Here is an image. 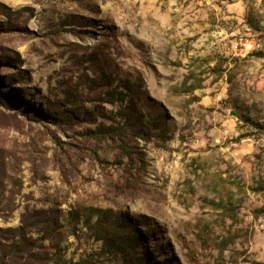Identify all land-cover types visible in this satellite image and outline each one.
<instances>
[{"label": "rangeland", "instance_id": "1", "mask_svg": "<svg viewBox=\"0 0 264 264\" xmlns=\"http://www.w3.org/2000/svg\"><path fill=\"white\" fill-rule=\"evenodd\" d=\"M0 264H264V0H0Z\"/></svg>", "mask_w": 264, "mask_h": 264}, {"label": "built area", "instance_id": "2", "mask_svg": "<svg viewBox=\"0 0 264 264\" xmlns=\"http://www.w3.org/2000/svg\"><path fill=\"white\" fill-rule=\"evenodd\" d=\"M243 45L245 48L240 49V52L242 54H249V53L253 52L254 50H257L261 47V43H258V42H255V41L249 40V39H246L245 42L243 43ZM237 49H239V47H237Z\"/></svg>", "mask_w": 264, "mask_h": 264}]
</instances>
